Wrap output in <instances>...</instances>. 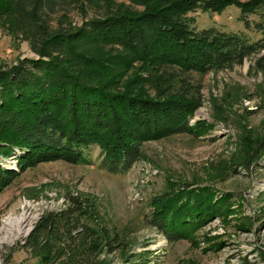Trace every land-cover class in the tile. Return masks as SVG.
<instances>
[{
	"label": "rangeland",
	"instance_id": "1",
	"mask_svg": "<svg viewBox=\"0 0 264 264\" xmlns=\"http://www.w3.org/2000/svg\"><path fill=\"white\" fill-rule=\"evenodd\" d=\"M195 1L206 7L218 4ZM150 6L147 0H18L12 10L0 14V69L34 60L33 37L67 32L106 11L139 13ZM185 15L194 29L213 28L260 40L252 28L258 17L243 18L246 28L234 7L220 15L199 9ZM134 71L118 75L117 70L97 80H115V90H121ZM188 77L199 88L200 100L188 120L191 131L146 141L127 173L114 176L101 170L96 147L90 149L88 165L56 159L21 169L24 153L16 148L10 159H0L3 170L14 173L0 190L1 264H69L71 254H79L78 261L82 253L91 264H264V51L239 65ZM175 184L187 192L207 188L216 197L228 196L230 203L228 208L219 204L217 215L187 239L169 243L148 228L144 218L153 200ZM74 200L81 205L80 215L74 211ZM53 215L59 216L44 239L49 260L40 262L43 229L30 236L41 218ZM81 225L94 233L95 253L84 251L93 240L77 237Z\"/></svg>",
	"mask_w": 264,
	"mask_h": 264
},
{
	"label": "trees",
	"instance_id": "2",
	"mask_svg": "<svg viewBox=\"0 0 264 264\" xmlns=\"http://www.w3.org/2000/svg\"><path fill=\"white\" fill-rule=\"evenodd\" d=\"M17 1L0 0V14L12 10ZM147 1L151 6L139 13L106 11L67 32L60 30L41 39L31 36L30 51L36 58L0 69L1 160L10 159L16 148L24 153L21 169L56 159L88 165L90 149L96 147L100 169L120 176L140 159L146 141L191 131L188 120L199 109L200 100L199 88L191 84L188 74L221 71L264 51L262 2L218 0L206 7L195 0ZM229 6L238 10L240 21L258 17L252 28L260 40L213 28L197 30L185 17L197 9L220 15ZM130 68L136 73L121 90H115V80L103 84L97 80ZM13 174L0 166V190ZM227 197H216L207 188L187 192L185 186L175 184L153 200L144 222L169 243L185 240L217 215L219 204L229 207ZM72 205L80 215L81 205L75 200ZM57 216L41 218L30 236L43 229L40 262L49 260L44 239L52 233ZM79 228L77 237L93 240L84 251L95 253L94 233L84 225ZM83 254L82 263L77 261L79 254H71L68 263L91 264Z\"/></svg>",
	"mask_w": 264,
	"mask_h": 264
},
{
	"label": "built area",
	"instance_id": "3",
	"mask_svg": "<svg viewBox=\"0 0 264 264\" xmlns=\"http://www.w3.org/2000/svg\"><path fill=\"white\" fill-rule=\"evenodd\" d=\"M0 264H1V261H0Z\"/></svg>",
	"mask_w": 264,
	"mask_h": 264
}]
</instances>
